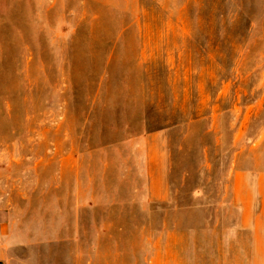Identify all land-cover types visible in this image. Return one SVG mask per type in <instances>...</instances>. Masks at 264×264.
I'll return each instance as SVG.
<instances>
[{"label": "rangeland", "instance_id": "374dc122", "mask_svg": "<svg viewBox=\"0 0 264 264\" xmlns=\"http://www.w3.org/2000/svg\"><path fill=\"white\" fill-rule=\"evenodd\" d=\"M232 170L264 172V0H0L8 264H150Z\"/></svg>", "mask_w": 264, "mask_h": 264}, {"label": "crops", "instance_id": "0c3cea01", "mask_svg": "<svg viewBox=\"0 0 264 264\" xmlns=\"http://www.w3.org/2000/svg\"><path fill=\"white\" fill-rule=\"evenodd\" d=\"M147 141H164L163 144H166L161 133L154 134L152 140ZM152 161L160 166L156 172L148 173L149 200L173 205L170 200L174 187L169 180L168 157L164 153L159 160L153 158ZM187 176L185 173L184 177ZM227 177L232 186L221 193V201L174 206L184 211L183 214L180 212V228L173 233H165L164 249L153 252L150 264H264V172L232 170ZM201 197L195 191V198ZM203 208L232 210L233 213L237 209L241 213V223L237 226L234 217L230 218L229 214L228 218L212 217L207 220L193 216L194 210ZM9 236L7 225L0 220L2 264L10 262L15 250Z\"/></svg>", "mask_w": 264, "mask_h": 264}]
</instances>
